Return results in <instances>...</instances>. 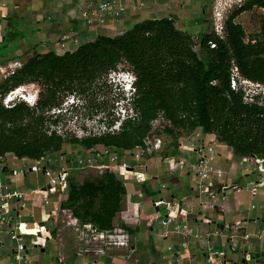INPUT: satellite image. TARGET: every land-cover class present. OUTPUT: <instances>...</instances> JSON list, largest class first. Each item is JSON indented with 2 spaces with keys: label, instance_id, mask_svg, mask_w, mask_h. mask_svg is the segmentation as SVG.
Returning <instances> with one entry per match:
<instances>
[{
  "label": "crops",
  "instance_id": "crops-1",
  "mask_svg": "<svg viewBox=\"0 0 264 264\" xmlns=\"http://www.w3.org/2000/svg\"><path fill=\"white\" fill-rule=\"evenodd\" d=\"M141 1L145 4L143 7L139 6ZM211 2L128 0L121 17L108 13L105 24L82 26L79 37L84 44L101 35H122L146 19L172 18L179 29L197 39L200 33L208 31L206 16ZM85 5L86 0H0V47L4 49L16 43L7 51L8 60L1 58L0 64L27 60L34 53H66L60 47L59 38L73 32L72 19L80 16ZM34 24L39 25L33 28ZM68 50H75L72 42ZM62 148L75 160L89 155L88 148L79 143L68 141ZM173 153L187 159L194 155L188 149L176 148ZM9 160V168L1 179L11 182L26 196L21 201L0 206V214L12 216L28 227L38 224L44 228L36 234L25 235L26 249L18 252L16 243L0 227V237L4 239L0 246V264H225L226 259L239 258L245 251L264 253V169L258 167L255 156L239 157L225 142L219 146L218 164L240 186L230 191L226 200L222 199L219 182L215 183V196L202 192L185 171L169 173L167 163L154 154H145L139 160L126 157L135 172L144 173L142 181L134 171L122 174L113 165L104 169L76 165L62 195L48 190V178L41 171L11 176L10 168L21 164L23 159L10 154ZM93 171L98 174L90 175ZM105 172L114 173L126 191L113 195L112 213L107 216L110 220L105 228H100L88 221L90 217L82 216L86 207L80 208V215L77 214V208L69 204V191L70 181L80 185L97 184ZM255 186L259 189L254 194ZM145 196H151L153 203L144 200ZM103 198L102 194L95 197L94 211H102ZM159 199L165 204L156 206L154 201ZM163 219H168L170 224L165 226ZM175 222L188 223L192 234L173 233L164 238L163 232ZM235 224L241 227L233 234V244L229 236ZM225 225L232 228L226 230ZM216 229L224 232L216 234ZM203 231L210 234L196 236ZM246 234L250 237L245 238ZM184 240H188V248L183 247ZM95 248H102L103 252L95 253ZM209 257L212 261H208Z\"/></svg>",
  "mask_w": 264,
  "mask_h": 264
},
{
  "label": "trees",
  "instance_id": "trees-1",
  "mask_svg": "<svg viewBox=\"0 0 264 264\" xmlns=\"http://www.w3.org/2000/svg\"><path fill=\"white\" fill-rule=\"evenodd\" d=\"M254 8H264V0H247L235 8L225 21L224 38L215 30L204 31L195 42L172 18L146 19L122 35H101L73 52L34 53L0 81L1 96L30 82L42 88L37 107L22 102L6 108L0 100V156L14 152L38 158L48 150H60L68 141L87 148L102 143L124 152L144 144L152 121L164 111L178 127H201L215 134L239 157L264 158V95H256V102L249 103L243 90L231 87L233 63L243 77L264 84V22L256 37L248 38L236 20ZM123 59L138 76L135 109L139 119L126 120L114 134L71 139L49 134L44 112L70 94L87 98L95 113L101 110L104 105L96 101L100 80ZM125 191L114 173L105 172L97 184L70 181L69 204L78 215L86 207L82 216L105 228L113 195ZM98 194L104 196L100 212L93 210Z\"/></svg>",
  "mask_w": 264,
  "mask_h": 264
},
{
  "label": "built area",
  "instance_id": "built-area-1",
  "mask_svg": "<svg viewBox=\"0 0 264 264\" xmlns=\"http://www.w3.org/2000/svg\"><path fill=\"white\" fill-rule=\"evenodd\" d=\"M128 0H86V5L81 11L80 16L73 17L71 34H63L59 38V44L62 49L68 50V45L72 42L76 51L82 45L79 34L82 26H93L95 24L103 25L106 23V16L111 13L115 18L121 15L127 9ZM242 2L241 0H239ZM235 2V1H232ZM145 4L143 1L139 3L140 7ZM222 10V8H221ZM219 10L215 14V32L221 37H225V11ZM211 47H216V43L211 42ZM17 62L16 65H21ZM14 64V66H16ZM15 69V68H14ZM14 69L7 74L0 75L3 80L9 76ZM137 73L131 63L123 59L116 68L111 69L102 77L100 83V91L98 92L96 101L104 106L98 113L93 111L91 102L77 94H70L65 97L61 104L44 112L49 134L56 132L63 137H88L101 136L107 133H117L121 131L124 122L128 119H139V113L135 109V99L138 97V87L134 80ZM100 80V81H101ZM232 89L245 92L244 99L246 102H256V95H264V84L254 82L240 73L238 66L233 63L231 73ZM29 89V90H28ZM104 90L110 93L111 97L106 99ZM41 85L36 82L22 84L4 96L0 95V100L6 108H12L18 103H26L30 107H37L40 101ZM112 120L114 121L112 123ZM94 122L96 125H94ZM99 123V124H98ZM220 141L215 134L206 133L201 127L196 129L183 128L176 126L165 114L160 111L158 117L152 121L151 129L144 139V144L136 145L131 150H126L120 154L113 147L95 143L88 148L89 155L84 158H71L63 148L58 151H46L38 158H30L28 156L20 157L23 162L16 167L10 168L11 176L26 175L30 172H43L48 178V190L62 195L68 185L70 173L74 166L93 167L104 169L111 165L117 166L123 174V171H134V168L126 160V157H133L137 160L142 159L145 154L159 155L163 161L167 163L169 173L177 171H185L189 177L195 180L196 187L202 192L215 196V183L219 182L220 192L223 200L227 199L228 193L232 190L240 189L236 180H231L228 171L219 166V146ZM188 149L193 151L194 155L187 159L185 157L178 158L174 153V149ZM17 156L14 152H8L0 156V206L10 201H21L26 193L14 187L11 182L2 180V174L9 168V156ZM247 159L251 156H245ZM258 167L264 169V158H257ZM99 161V162H97ZM135 172V171H134ZM135 176L145 180L144 173L136 171ZM258 187H253V193H257ZM156 206L165 204L163 199L155 200ZM187 204L186 202L184 203ZM205 205V203H202ZM210 206H214L211 204ZM255 209L256 205L253 204ZM165 226L170 224L168 219H163ZM0 227L4 228L7 238L16 243L18 252L26 249L25 235L36 234L44 226L28 227L26 223L19 222L14 217L0 214ZM241 225L235 224L233 229L231 225H225L226 230H232L230 241L233 244L235 231L240 229ZM192 229L186 222H175L172 228L163 232V237L167 238L173 233H183L191 235ZM223 229H216L214 233L222 234ZM208 232L197 233L196 236L203 237L209 235ZM260 236V235H259ZM249 238L250 234L244 235ZM261 237V236H260ZM4 243V239L0 237V246ZM184 248H188V240L182 242ZM171 249V247H169ZM95 253L103 252L102 248H95ZM208 261H212L209 257ZM13 264V263H12Z\"/></svg>",
  "mask_w": 264,
  "mask_h": 264
},
{
  "label": "rangeland",
  "instance_id": "rangeland-1",
  "mask_svg": "<svg viewBox=\"0 0 264 264\" xmlns=\"http://www.w3.org/2000/svg\"><path fill=\"white\" fill-rule=\"evenodd\" d=\"M232 1H235V2L232 3ZM246 1L247 0H243L242 2H240L239 0H212V2L210 4L211 5L210 9L208 10V23H209L208 24V31L215 30V19H216L215 18V14L217 13V11L221 10V8H222V10H221L222 14L225 11L224 17L228 18V16L231 14V12L235 8L241 6ZM30 15H31V13H30ZM236 20L238 22H240L244 26V28L246 30V33L248 35V38H252V37L255 38L256 35L262 29V25H263V22H264V8H254L252 11L244 12L241 15H239ZM38 25L39 24H34L33 28L38 27ZM194 40H195V42L197 41L196 38ZM15 44L16 43H10L8 46L6 45L4 49L0 47V59L2 58L5 61H7L8 60L7 59V56H8L7 55L8 54L7 51L9 52V50L13 46H15ZM14 55H16V54H14ZM25 61H26L25 59H23L22 61L14 60V62H9L8 64H0V66H1L0 67V75L7 74V72L12 70V68L13 69L16 68V66H17L16 63L17 62H25ZM3 63H5V62H3ZM14 64L16 66H14ZM2 77L0 76V79ZM100 83H102V80L100 81ZM101 95L105 96L106 99L111 97L110 93H108L105 90H104V94H101ZM94 125H96L95 122H94ZM135 169L136 170H140V167L135 166ZM97 174H98V172H96V171H93V172L90 173V175H92V176L93 175H97ZM90 175H88V176H90ZM88 176H86V177H88ZM83 178H85V176ZM151 181H152V178L149 180V182H151ZM133 182H135V181H133ZM144 200L150 202V204L153 203L151 196H145ZM162 214L164 215V212H162ZM64 230H66L64 233H68V231H69L67 229H64ZM29 246H31V245L29 244Z\"/></svg>",
  "mask_w": 264,
  "mask_h": 264
},
{
  "label": "water",
  "instance_id": "water-1",
  "mask_svg": "<svg viewBox=\"0 0 264 264\" xmlns=\"http://www.w3.org/2000/svg\"><path fill=\"white\" fill-rule=\"evenodd\" d=\"M26 1L30 2L31 0H26ZM9 24L12 25V22ZM225 264H264V253L256 254L245 251L242 254H240L239 258L226 259Z\"/></svg>",
  "mask_w": 264,
  "mask_h": 264
},
{
  "label": "clouds",
  "instance_id": "clouds-1",
  "mask_svg": "<svg viewBox=\"0 0 264 264\" xmlns=\"http://www.w3.org/2000/svg\"><path fill=\"white\" fill-rule=\"evenodd\" d=\"M227 18H225L226 21ZM225 23V22H224ZM138 77L134 80L135 85L137 86Z\"/></svg>",
  "mask_w": 264,
  "mask_h": 264
},
{
  "label": "bare ground",
  "instance_id": "bare-ground-1",
  "mask_svg": "<svg viewBox=\"0 0 264 264\" xmlns=\"http://www.w3.org/2000/svg\"><path fill=\"white\" fill-rule=\"evenodd\" d=\"M230 2V1H229ZM232 3H234V2H232Z\"/></svg>",
  "mask_w": 264,
  "mask_h": 264
}]
</instances>
